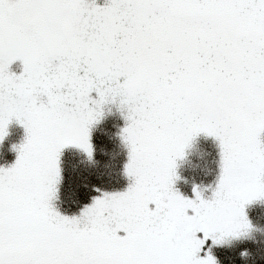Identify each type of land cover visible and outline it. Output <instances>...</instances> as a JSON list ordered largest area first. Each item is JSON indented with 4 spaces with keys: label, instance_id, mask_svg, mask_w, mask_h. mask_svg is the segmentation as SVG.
<instances>
[{
    "label": "snow or ice",
    "instance_id": "1",
    "mask_svg": "<svg viewBox=\"0 0 264 264\" xmlns=\"http://www.w3.org/2000/svg\"><path fill=\"white\" fill-rule=\"evenodd\" d=\"M13 128L0 264H264V0H0Z\"/></svg>",
    "mask_w": 264,
    "mask_h": 264
},
{
    "label": "trees",
    "instance_id": "2",
    "mask_svg": "<svg viewBox=\"0 0 264 264\" xmlns=\"http://www.w3.org/2000/svg\"><path fill=\"white\" fill-rule=\"evenodd\" d=\"M12 131H14V129H12ZM9 143L11 144L10 138H8V140L6 141L4 147L2 149H0V152H2L4 154L3 158H0V163H4L5 160L10 162L13 159V154L8 151V144Z\"/></svg>",
    "mask_w": 264,
    "mask_h": 264
},
{
    "label": "rangeland",
    "instance_id": "3",
    "mask_svg": "<svg viewBox=\"0 0 264 264\" xmlns=\"http://www.w3.org/2000/svg\"><path fill=\"white\" fill-rule=\"evenodd\" d=\"M13 129H14V131H12V135L9 137L11 143L17 142L20 139L21 135H22V132H21L20 129H18V128H13ZM9 145H10V143L8 144V146ZM13 159H14V155H13Z\"/></svg>",
    "mask_w": 264,
    "mask_h": 264
}]
</instances>
